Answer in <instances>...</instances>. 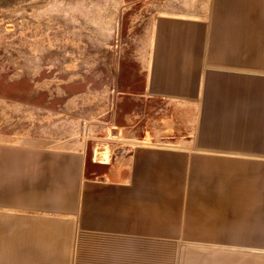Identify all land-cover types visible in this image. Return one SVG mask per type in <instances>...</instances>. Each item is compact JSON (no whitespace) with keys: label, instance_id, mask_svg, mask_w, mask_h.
Returning <instances> with one entry per match:
<instances>
[{"label":"crops","instance_id":"obj_1","mask_svg":"<svg viewBox=\"0 0 264 264\" xmlns=\"http://www.w3.org/2000/svg\"><path fill=\"white\" fill-rule=\"evenodd\" d=\"M204 7L155 19L120 92L166 114L122 128L144 135L0 149V264H175L179 242L264 256V0Z\"/></svg>","mask_w":264,"mask_h":264},{"label":"rangeland","instance_id":"obj_2","mask_svg":"<svg viewBox=\"0 0 264 264\" xmlns=\"http://www.w3.org/2000/svg\"><path fill=\"white\" fill-rule=\"evenodd\" d=\"M207 1L0 0V149H90L97 138L144 135L122 128L166 114L130 113L137 103L120 92L132 79L138 85L155 19L201 17ZM178 250L175 264H264L245 250L221 255L217 241L179 242Z\"/></svg>","mask_w":264,"mask_h":264}]
</instances>
